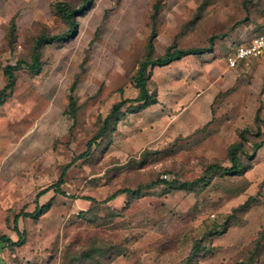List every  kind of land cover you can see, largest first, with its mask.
I'll use <instances>...</instances> for the list:
<instances>
[{
	"label": "rangeland",
	"instance_id": "1",
	"mask_svg": "<svg viewBox=\"0 0 264 264\" xmlns=\"http://www.w3.org/2000/svg\"><path fill=\"white\" fill-rule=\"evenodd\" d=\"M58 1L71 9L83 2L0 0V90L7 83L4 67L31 60L39 34L70 29ZM74 17L67 38L43 46L42 71H16V85L0 104V236L19 240L18 214L27 236L22 245L0 241V264H69L74 250L95 239L109 248L98 257L101 264L111 257V264H234L257 242L255 264H264V146L253 150L258 127L264 136V56L236 68L225 63L229 44L264 31V0H91ZM239 20L245 21L219 39L213 53L152 70V88L184 69L189 75L190 91L164 88L184 96L165 110L167 125L158 130L140 116L134 128L122 124V138L115 142L113 136L110 146L98 140L89 157L64 172V193L40 197V204L54 198L48 211L38 218L22 215L35 210L38 192L86 150L112 105L137 96L132 78L152 35L163 54L174 41L208 45L213 33L229 31ZM183 111L188 128L169 131ZM246 128L245 173L219 174L193 192L159 182L193 180L212 162L229 166L228 149ZM141 185L139 197L125 192L104 202L119 189ZM120 247L127 254L117 257Z\"/></svg>",
	"mask_w": 264,
	"mask_h": 264
},
{
	"label": "trees",
	"instance_id": "2",
	"mask_svg": "<svg viewBox=\"0 0 264 264\" xmlns=\"http://www.w3.org/2000/svg\"><path fill=\"white\" fill-rule=\"evenodd\" d=\"M91 0H83L82 4L75 9L68 8L67 5L63 2H56L55 7L57 11L63 16V18L69 22L70 29H68L65 33H54L49 34L42 32L39 34L34 41L33 49L31 52V60H18L16 64H7L3 71L7 78V83L0 90V104H3L7 99L9 92L15 87L17 82V74L16 71L26 68L33 74H39L42 71V59H41V50L45 44L54 43L61 39L67 38L76 26V19L74 14L78 11L86 9ZM245 20H239L233 26H231L229 31L223 33H213L209 37V43L205 46H191V47H180L176 41H174L171 45H169L163 54H159L155 50V45L153 43L152 35L147 44V50L145 52L144 57L141 59L139 63V67L137 73L133 76L132 82H134L135 86L138 88V94L135 98H124L120 101L114 103L107 113V115L102 119V124L98 130V132L88 141L87 148L84 152L79 154L73 162L68 163L64 167V171L57 182L43 188L40 190L36 197V208L32 212L24 211L22 215L25 217H34L38 218L43 215L52 205V198L46 204H40V197L50 190H54L55 193H64L61 189L62 184L65 182L64 180V172L67 171L77 159L87 158L94 151V144L98 146V140L101 142H105L106 140L109 143V146L112 144L114 133L117 129V125L119 121L126 115L125 106L129 103H138L137 108L143 109L149 105L159 102L158 93L155 88H152V78L150 68L155 66H163L170 64L173 61L179 60L190 54H204L211 52L217 41L223 37L229 35L230 31H232L239 23L244 22ZM71 107L74 108V102L71 103ZM256 122H262V119L257 113ZM264 123V122H263ZM256 132L257 139L253 142V150L254 152H258L264 146V136L262 135L261 126L257 129ZM249 133L250 130L248 128L242 130L239 134V139L233 142L228 149V161L230 162L229 166H224L221 163L212 162L206 168V173L200 177H197L193 180L188 181H180V180H167L166 178H160L159 182L164 185H169L181 189H186L190 192L195 191L197 188H204L208 186L214 177L217 175H239L245 173L248 169H250V165L246 163L243 155L247 153V142L249 141ZM252 133V132H251ZM99 142V143H100ZM209 174L206 175V174ZM156 182H154L155 184ZM153 184V183H152ZM150 186V185H149ZM147 186V187H149ZM142 185L137 188H123L115 191L110 194L104 202H108L112 199H115L119 194L129 192L134 197H139L142 194ZM86 199L92 200L95 204H99L95 197L85 196ZM114 216L120 214V212L113 213ZM21 215L18 214L15 217V230L18 233L19 240H13L6 235L0 236V241L9 242L12 245H22L26 241V231L20 230L18 226L19 217ZM221 230H215V234H220ZM88 247H81V249L74 250V253L70 254L69 264H91V262L100 263L101 260L98 257H103L107 251L109 250L104 244H96V239L92 243H89ZM92 244V246H91ZM109 246V245H108ZM197 246H200L198 244ZM260 245L257 242L255 247H253L243 258L237 260L234 264H255L257 262L258 256L260 255ZM199 253V252H198ZM126 250L120 247V250L116 253L115 256L126 255ZM198 255V254H197ZM112 257L109 259L108 263L111 264L113 261ZM103 263V262H102Z\"/></svg>",
	"mask_w": 264,
	"mask_h": 264
},
{
	"label": "crops",
	"instance_id": "3",
	"mask_svg": "<svg viewBox=\"0 0 264 264\" xmlns=\"http://www.w3.org/2000/svg\"><path fill=\"white\" fill-rule=\"evenodd\" d=\"M238 35H232L230 38H237ZM230 38H228L225 42V45L224 46H228V44L230 42H227V41H230ZM243 39V38H242ZM251 39V38H250ZM250 39H247L246 40H242V41H239L236 42V43H231L229 44V47H228V50L227 52L232 48V47H235L236 45H239V44H245V43H248L250 41ZM223 41H222V45H223ZM235 45V46H234ZM226 52V53H227ZM210 53H213V52H208V53H204V54H190V55H187L179 60H176V61H173L171 62L170 64H167V65H163V66H155V67H151L150 68V72H152V70L154 71L155 68H158V69H161V68H169L170 67H173L177 64H182L184 65L188 60H190L191 58H195V57H198V56H201V55H209ZM225 63L227 64L226 62V58H225ZM228 66V64H227ZM228 68H230L228 66ZM189 77L188 75V72L185 71V69L183 70V74L182 75H175L173 80H169V79H164L162 81V83H158L155 87V89L157 90V93H158V99H159V102L157 103H154L152 105H149L143 109H140V108H137L135 106L138 105V103H133L135 106H132L133 104H129L128 107H126L128 110L131 109V107H133V110L131 112H127L125 117H123L118 125H117V129L115 131V134H114V139H115V142L117 140V138H122L124 135V133H127V132H123V128H122V124H128L129 125V129L131 128H134L137 120H136V117L138 118L139 116L141 117L142 120H145L147 122H150L151 126H156L159 130V126L160 124H162L163 126L164 125H167V122H168V115L166 114L165 110L171 108V107H174V105H176V107L179 105V102L183 103V100H182V97L183 94H176V91H172L174 90L173 88H183V87H191V84L186 81V79ZM151 78H152V73H151ZM174 81V82H172ZM187 85V86H186ZM171 87L172 90L169 94H167L168 92H166V90L164 88H169ZM187 87V91L189 89L190 91V88ZM195 96H198V93L196 95L193 96V100L195 98ZM197 98V97H196ZM191 100V99H190ZM197 103V102H196ZM182 105V104H181ZM166 106H169V107H166ZM199 107V105H197ZM196 106V107H197ZM135 108V109H134ZM186 113L183 111V112H179V113H176L175 117L178 115V119L175 121V120H172L170 124H172L171 126V130H173V128H176V127H181L180 125L183 126V128L187 129L188 128V121L186 119V117L184 116ZM189 118V116H188ZM132 120V121H131ZM134 120V121H133ZM190 123V122H189ZM169 124V125H170ZM168 125V126H169ZM154 136V134H153ZM151 137H152V134H151ZM147 140V139H145ZM144 139H142V142H146ZM141 144V143H140ZM120 195V194H119ZM117 198V197H116Z\"/></svg>",
	"mask_w": 264,
	"mask_h": 264
},
{
	"label": "built area",
	"instance_id": "4",
	"mask_svg": "<svg viewBox=\"0 0 264 264\" xmlns=\"http://www.w3.org/2000/svg\"><path fill=\"white\" fill-rule=\"evenodd\" d=\"M264 56V31L253 36L248 43L232 47L226 54L230 68H236L242 62Z\"/></svg>",
	"mask_w": 264,
	"mask_h": 264
}]
</instances>
